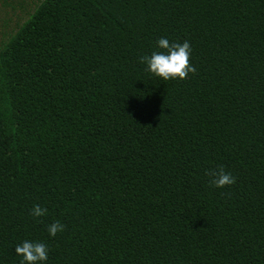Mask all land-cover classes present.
<instances>
[{
    "label": "trees",
    "instance_id": "obj_1",
    "mask_svg": "<svg viewBox=\"0 0 264 264\" xmlns=\"http://www.w3.org/2000/svg\"><path fill=\"white\" fill-rule=\"evenodd\" d=\"M0 14V264H264V0Z\"/></svg>",
    "mask_w": 264,
    "mask_h": 264
},
{
    "label": "rangeland",
    "instance_id": "obj_2",
    "mask_svg": "<svg viewBox=\"0 0 264 264\" xmlns=\"http://www.w3.org/2000/svg\"><path fill=\"white\" fill-rule=\"evenodd\" d=\"M9 10H11V7H9V8H4V9H2V11H1V13L2 14H6ZM1 15V14H0ZM11 22H13V21H11ZM9 23V22H8ZM9 26H7V28H8ZM0 35H1V33H0Z\"/></svg>",
    "mask_w": 264,
    "mask_h": 264
}]
</instances>
